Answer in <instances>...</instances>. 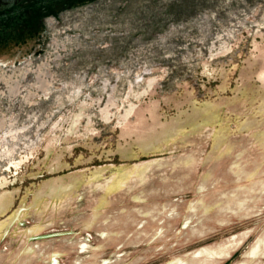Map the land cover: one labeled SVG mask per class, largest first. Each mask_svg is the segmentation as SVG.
<instances>
[{"label":"rangeland","instance_id":"obj_1","mask_svg":"<svg viewBox=\"0 0 264 264\" xmlns=\"http://www.w3.org/2000/svg\"><path fill=\"white\" fill-rule=\"evenodd\" d=\"M0 264H264V0H0Z\"/></svg>","mask_w":264,"mask_h":264},{"label":"bare ground","instance_id":"obj_2","mask_svg":"<svg viewBox=\"0 0 264 264\" xmlns=\"http://www.w3.org/2000/svg\"><path fill=\"white\" fill-rule=\"evenodd\" d=\"M194 151V150H193ZM192 152V151H191ZM191 154V153H190ZM180 158V157H179ZM179 160V159H178ZM137 200H139V199H137ZM157 206H159V205H157ZM156 206V207H157ZM131 209V208H130ZM136 210V209H135ZM164 210V209H163ZM161 214V213H160ZM162 215V214H161ZM132 216V215H131ZM131 218V217H130ZM166 219V218H165ZM176 219V218H175ZM171 226V225H170ZM169 227V226H168ZM145 229V228H144ZM138 231V230H137ZM147 230H145V232H146ZM156 231V230H155ZM158 231V230H157ZM119 232V231H118ZM121 232V231H120ZM151 232V231H150ZM188 233V232H187ZM185 235V234H184ZM126 237V236H125ZM129 237V236H128ZM229 255V254H228ZM103 262H105V261H103Z\"/></svg>","mask_w":264,"mask_h":264}]
</instances>
